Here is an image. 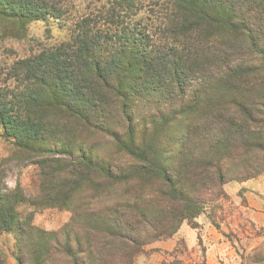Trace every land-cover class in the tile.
I'll return each instance as SVG.
<instances>
[{
  "label": "trees",
  "instance_id": "1",
  "mask_svg": "<svg viewBox=\"0 0 264 264\" xmlns=\"http://www.w3.org/2000/svg\"><path fill=\"white\" fill-rule=\"evenodd\" d=\"M50 18L65 39L0 55V136L42 170L34 206L72 216L35 227L0 180L18 264H134L264 173V0H0V39Z\"/></svg>",
  "mask_w": 264,
  "mask_h": 264
},
{
  "label": "rangeland",
  "instance_id": "2",
  "mask_svg": "<svg viewBox=\"0 0 264 264\" xmlns=\"http://www.w3.org/2000/svg\"><path fill=\"white\" fill-rule=\"evenodd\" d=\"M109 0H73L82 10L90 3ZM22 38L0 39V55L12 51L10 60L23 57L36 43L54 44L68 36L67 28L57 20L34 21L26 26ZM182 133V120L172 128V139ZM0 135H2L0 131ZM14 140L0 136V180L15 189L18 185L25 201L18 204L21 218L45 231H59L71 219L69 209L40 208L42 196L40 167L31 164ZM224 195L207 203L194 221H185L171 238L146 246L134 264H264V173L245 182H231L223 187ZM85 194L74 202H86ZM39 200V201H38ZM29 220V219H28ZM0 264H18L17 240L12 233L0 235Z\"/></svg>",
  "mask_w": 264,
  "mask_h": 264
}]
</instances>
